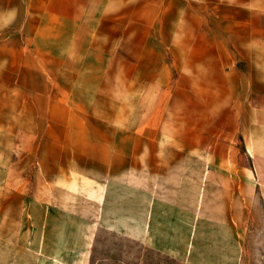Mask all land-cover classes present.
<instances>
[{"label": "crops", "instance_id": "0c3cea01", "mask_svg": "<svg viewBox=\"0 0 264 264\" xmlns=\"http://www.w3.org/2000/svg\"><path fill=\"white\" fill-rule=\"evenodd\" d=\"M24 3L13 18V0H0V73L37 92L13 101L43 100L45 109L6 113V167L15 152L31 155L22 166L32 170L18 189L0 191V264H109V250L97 252L105 236L130 244L135 264H157L159 256L241 264L247 202L257 196L264 211V124L247 143L252 176L233 187L216 165L207 167L205 145L191 146L189 128L174 144L169 128L130 124L120 108L80 109L98 98L96 72L109 45L125 39L118 0ZM47 63L70 78L47 84ZM122 248L117 261L125 264Z\"/></svg>", "mask_w": 264, "mask_h": 264}, {"label": "rangeland", "instance_id": "374dc122", "mask_svg": "<svg viewBox=\"0 0 264 264\" xmlns=\"http://www.w3.org/2000/svg\"><path fill=\"white\" fill-rule=\"evenodd\" d=\"M29 1L33 6V0ZM13 3L11 12L17 18L25 3ZM118 5L124 8L120 18L126 25L121 32L125 39L120 37V47L116 42L109 45V55H104L102 69L96 72L98 98L80 109L110 112L120 108L130 124L169 128L167 137L174 144L182 142L181 130L189 128L191 146L205 145L207 167L216 165L222 177H229L238 188L252 176L251 156L246 151L249 137L264 124V0H118ZM133 18H141L140 23L128 25ZM56 66L46 64L51 68L44 76L47 84L51 79L70 78L54 70ZM16 82V76L0 73V191L18 189L23 173L32 170L22 166L31 155L15 152L13 167H6L12 157L2 149L7 111L45 109L43 100L13 101L16 96L37 94L21 90ZM7 175L13 179L8 185ZM246 206L241 264H264L262 203L255 196ZM99 241L98 254L109 250L115 257L109 264H124L117 261L122 246L125 264H135L133 247L127 242L124 245L113 236ZM157 264L172 263L159 256Z\"/></svg>", "mask_w": 264, "mask_h": 264}]
</instances>
